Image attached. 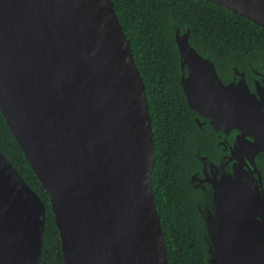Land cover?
<instances>
[{"label": "water", "instance_id": "water-1", "mask_svg": "<svg viewBox=\"0 0 264 264\" xmlns=\"http://www.w3.org/2000/svg\"><path fill=\"white\" fill-rule=\"evenodd\" d=\"M207 1L264 28V0ZM174 39L188 107L240 131L242 164L203 216L208 263L264 264V88L244 74L225 86L188 30ZM0 112L48 195L63 264H168L145 86L112 0H0ZM45 209L0 151V264H40Z\"/></svg>", "mask_w": 264, "mask_h": 264}, {"label": "trees", "instance_id": "trees-1", "mask_svg": "<svg viewBox=\"0 0 264 264\" xmlns=\"http://www.w3.org/2000/svg\"><path fill=\"white\" fill-rule=\"evenodd\" d=\"M145 86L154 143L151 186L168 264H206L190 202L177 184L195 126L178 84L174 30L226 71L264 58V28L207 0H112ZM223 59L220 61V59ZM261 62V61H260ZM0 151L45 204L40 264H63L59 233L47 193L0 112Z\"/></svg>", "mask_w": 264, "mask_h": 264}, {"label": "flooded vegetation", "instance_id": "flooded-vegetation-1", "mask_svg": "<svg viewBox=\"0 0 264 264\" xmlns=\"http://www.w3.org/2000/svg\"><path fill=\"white\" fill-rule=\"evenodd\" d=\"M196 52L203 58L205 57L201 52L197 50ZM221 60L223 59L221 58ZM260 61L257 65L250 67V69L248 68L250 61H246L245 65L229 67L230 70L228 71L213 64L221 82L225 86L232 83L236 85L240 81V75L244 74L247 87L254 92L257 89L256 87L264 88V58H261ZM181 75L184 77L188 75L186 68L184 70L180 69L179 85ZM180 87L184 94L181 85ZM190 110L195 129H192L194 131L193 134L188 132V130L184 131L186 132L187 140L190 142V148L185 158L181 161V178L177 186L182 191V194L186 195L185 199L190 202L204 260L206 264H209L208 260L212 254L216 253V250L213 247L209 248L208 244H205L206 232L201 230V227L204 226L203 216L205 214L214 215L213 204H215V201L213 203V195L217 188L216 185L225 178L222 176L230 173L234 164H242L243 155L239 151L238 142L240 140L237 141L240 135L238 129L215 130L208 117H203L196 111ZM256 163L258 167L264 169V155L262 153L257 155ZM262 182L264 187V175Z\"/></svg>", "mask_w": 264, "mask_h": 264}]
</instances>
